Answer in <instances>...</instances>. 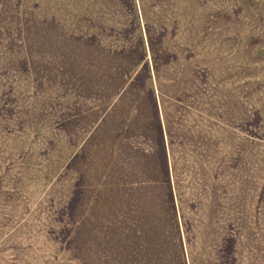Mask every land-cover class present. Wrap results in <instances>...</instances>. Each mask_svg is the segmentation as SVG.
<instances>
[{"label": "rangeland", "instance_id": "obj_1", "mask_svg": "<svg viewBox=\"0 0 264 264\" xmlns=\"http://www.w3.org/2000/svg\"><path fill=\"white\" fill-rule=\"evenodd\" d=\"M0 264H264V0H0Z\"/></svg>", "mask_w": 264, "mask_h": 264}]
</instances>
